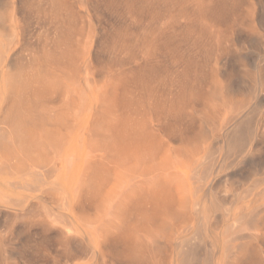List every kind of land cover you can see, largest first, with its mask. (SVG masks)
Instances as JSON below:
<instances>
[{"label":"rangeland","instance_id":"1","mask_svg":"<svg viewBox=\"0 0 264 264\" xmlns=\"http://www.w3.org/2000/svg\"><path fill=\"white\" fill-rule=\"evenodd\" d=\"M48 2L0 0V13L4 18L0 23V133L10 125L7 121L12 123L7 116L14 113L10 107L20 89L12 77L29 64L30 58L36 57L37 62L46 67L44 70L56 79L61 76L59 81L63 80V73L74 74L73 65L80 63L81 77L88 72L95 90L121 80L122 87L134 93L135 107L140 111L153 110L161 129L173 133L172 146L191 153L189 178L185 184L187 215L166 218L147 229L152 235L161 233L163 237L158 239L165 246L149 250L146 258H129L127 252L121 251L120 244L116 249L112 247V238L95 246L92 231L84 224H80V229L74 227V232L78 233L66 235L62 230L65 223L61 220L67 217V211L59 207L54 196L45 194L44 183L39 178L15 176L17 159L8 165L14 151L0 139V264H185L182 241L195 243L191 238L197 234L215 243L212 264H249L260 253L264 254V0H58L60 14L65 13L66 18L59 24ZM12 23L18 41L8 45L6 35ZM58 25L60 36L65 38L63 42L57 41L58 31L54 29ZM55 48H59L57 53L64 51L63 63L50 61L48 52ZM69 49L77 50L74 64L66 57ZM19 56H22L21 62ZM57 56L59 58V53ZM244 102L246 106L242 105ZM238 122L243 123L245 129L248 124L246 130L250 128L253 132L246 149L241 152L236 149L233 154L226 150L218 153L216 150L225 132ZM210 151L217 152L218 156L212 152L217 159L212 158ZM207 153L211 160L206 157ZM212 162L215 165L207 182L191 178L195 168L203 174ZM227 164H230L229 169ZM222 179L225 180L222 182ZM257 179L263 181L257 183ZM10 181H27L35 185L33 188L40 187L44 194L36 200L35 196L41 192L29 194L14 190L8 184ZM224 182L225 186L221 185ZM221 194L224 198L230 197L228 202ZM22 196L30 197L18 205L14 198L22 199ZM81 200L74 211L82 218L92 219L95 209L89 197ZM223 201L231 203L227 216L223 214ZM44 211L60 215L59 223L56 216L54 219L51 216L53 222ZM214 218L220 220L215 222ZM236 220H241L239 226ZM161 224L168 227L165 232L160 231ZM138 231L144 230L139 228ZM197 252L200 261L197 264H208L205 247L201 245ZM241 256L242 261L238 263L236 259Z\"/></svg>","mask_w":264,"mask_h":264},{"label":"bare ground","instance_id":"2","mask_svg":"<svg viewBox=\"0 0 264 264\" xmlns=\"http://www.w3.org/2000/svg\"><path fill=\"white\" fill-rule=\"evenodd\" d=\"M48 1L49 0H47V2ZM49 3L52 5L50 10L52 14L54 13V20H56L58 24L62 23L66 18L64 15L65 13L60 14L61 4L58 0H51V2H48V5ZM26 18L28 19V17ZM3 22L4 18L2 13H0V23ZM34 22L33 25L31 24L30 26L33 27ZM30 23H32L31 20ZM54 30L57 32L61 29L58 25ZM58 32L56 33V36H58L57 41L62 40L63 42L65 38L63 36L61 37V33ZM6 39L8 45L18 41V33L16 32L13 23L9 28V33L6 35ZM52 40L53 39H51V42ZM51 48L54 47L51 46ZM58 49L55 48L48 52L50 54V61L55 64L63 63L65 60L63 50L58 52V58ZM23 51H26V49ZM28 54L29 53L27 52V55ZM31 54L32 53H30L29 58L32 57ZM77 55L76 49L75 51H70V49L69 51L67 50L66 57H68L73 64L76 61ZM200 56L202 57V55ZM21 57L20 62L22 59ZM23 57L26 58L25 56ZM30 59H32L30 62L27 61L29 64L26 67H21L23 70L21 69V71L19 69V71L12 77L16 79L20 89L17 92L16 100L10 107V110L14 113H10L9 116H7V118L12 119V123L7 121L10 125L0 133L1 141L7 142L6 144H9L15 153H13L8 162L9 165L13 159H17V163L15 164L17 169L13 171L15 176L22 175L28 178L36 176L41 183H44L43 187L45 188V194L54 196L59 202V207H61V209L64 208V210L67 211V217L65 219L63 218L64 220H61L65 223L62 225V230L66 235L73 234L74 227L80 229V224H84L83 226L90 228L92 231L91 238L95 246L98 247L101 243L105 242L107 238H112V247L116 249L120 244L122 248L121 251L127 252L129 258H146L149 250L162 249L165 245L158 239L159 237H163L162 234L158 232L157 234L152 235L147 229L156 225L159 221H165L166 218H171L175 215H178L179 218H184L187 215L185 211L187 199V189L185 188V184L189 178L188 169L189 163L192 159L191 153L189 154L181 148L172 146V143L175 140L173 133L165 132L161 129L159 118L157 119V117H155L153 110L140 111L135 107L137 101L134 93L132 91L128 92L127 89H124L121 85V80L116 83H109L104 89L95 90L88 72L81 77L80 63H75L73 65L75 69L74 74L68 76L67 73H63V80L59 81L58 78L62 79L61 76H56V79L53 75L51 76L47 73L46 70H44L46 67L44 68L39 64L36 57ZM202 75L204 77V74ZM238 79L240 80V78ZM10 81L11 78L7 82L8 88L10 86ZM200 82H202V80ZM234 83H236V81ZM250 90L255 93L254 88L253 90L252 88ZM194 101L195 100L193 99V102ZM245 103L247 102L241 104L246 106ZM243 106L240 107L242 108ZM251 110L253 112V108ZM239 112H241L240 109ZM239 122L225 132L224 140L221 143L219 142L220 145L217 150L215 149L218 153L226 150L228 154L229 151L233 154V151L236 149H240L239 151L241 152V150H244L246 145H248V137L252 135L253 132L249 130L250 128L246 130L248 124L245 129V127H243L245 125H243V123L240 124ZM246 122H248V120ZM26 141L28 142L26 143ZM216 147L217 146H215V148ZM212 152V158L213 156L215 158L216 156L214 153L216 154L217 152ZM209 154L206 157L211 160L212 158H210L211 156ZM262 158L264 157L262 156ZM208 159L207 161H209ZM232 161L233 160H231V162ZM263 161L264 160H262V162ZM213 162L216 163V161ZM213 162L211 163V166L209 164L210 167H204V170H207L205 172L203 171V174H200L197 168H195L191 172V178H196L197 182H207L212 175L211 169L214 164ZM221 163L224 164V159ZM229 165L228 167L226 166L228 169L230 168ZM225 179H222V182ZM257 181L259 180L257 179L256 182ZM226 182L228 181L226 180ZM230 183L231 182H229V184ZM8 184L14 190L29 194L41 192L39 196H35L36 200L42 198L41 196L44 194L40 187L37 188L36 186L33 188L35 185H31L27 181H10ZM221 185L225 186V182ZM254 185L255 184H253V186ZM253 186H251V189H253ZM84 196H88L94 206L95 214L92 219L82 218L74 211V208L79 205ZM221 196L224 198V195L221 194ZM29 197L30 196H22V199L17 197L14 198V201H18V205H22L25 202V199L27 200ZM226 197L224 199L228 202V198L230 199V197ZM226 203L223 201V214L227 216L229 213L228 208L231 203ZM47 211L49 210L47 209ZM49 212L44 211L45 214H48ZM50 214L51 213L48 214V218H51V216L53 219L57 217L55 220L59 223L60 218L58 219V216H61ZM25 217L27 218V216ZM218 217L219 215L216 219H218ZM52 218L50 220H52ZM242 218L240 217L241 220L244 219ZM23 219L24 218H22V220ZM174 219L176 218L174 217ZM219 220L215 221L214 218L215 222ZM61 221L60 223H62ZM240 221L236 220L237 223H240ZM233 225H235L234 229H236V224L233 223ZM258 225L260 226V224ZM139 228H143L144 231L139 232ZM159 229L160 231L165 232L168 227L161 224ZM231 229H233V227ZM233 230H231V232ZM78 232L79 231L74 232V234ZM233 238H235V236ZM237 238L238 237H236V240ZM191 239H193V242L195 241V243H192L189 240L182 241L181 254L183 263L197 264V261H199L197 249L202 245L206 249V262L212 264V258L216 249L215 243L203 237L202 234L192 236ZM227 241H225V243ZM80 250L84 251L85 249L82 250L81 248ZM91 257L93 258V255ZM242 258L243 256L239 257V259L237 258V262L240 263ZM89 259L91 258L89 257ZM249 264H264V254L260 253L251 263L249 261Z\"/></svg>","mask_w":264,"mask_h":264}]
</instances>
